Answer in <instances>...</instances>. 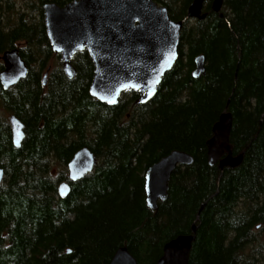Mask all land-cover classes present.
I'll return each instance as SVG.
<instances>
[{
	"label": "trees",
	"instance_id": "trees-1",
	"mask_svg": "<svg viewBox=\"0 0 264 264\" xmlns=\"http://www.w3.org/2000/svg\"><path fill=\"white\" fill-rule=\"evenodd\" d=\"M19 1L0 0V53L17 47L27 66L16 85H0V264H107L118 247L136 264H155L163 245L192 227L187 264H264V0H222L218 12L203 0L205 16L183 22L177 59L154 96L139 104L127 89L114 105L89 95L84 49L70 59L75 75H64L39 6ZM153 1L180 20L192 0ZM52 55L58 66L43 85ZM197 55L204 67L193 77ZM223 112L230 152L241 160L220 169L207 163L206 141ZM9 113L23 124L19 147ZM82 146L96 165L70 181L65 166ZM171 150L192 161L171 172L151 211L144 174Z\"/></svg>",
	"mask_w": 264,
	"mask_h": 264
},
{
	"label": "water",
	"instance_id": "water-1",
	"mask_svg": "<svg viewBox=\"0 0 264 264\" xmlns=\"http://www.w3.org/2000/svg\"><path fill=\"white\" fill-rule=\"evenodd\" d=\"M222 0H212L210 10L218 12ZM203 0H192L185 16L172 20L164 5L153 0H71L62 6L47 1L42 4V22L48 44L59 55L61 70L67 78L75 75L70 58L85 49L92 63L88 86L90 96L107 105H114L121 91H138L137 103L149 101L155 94L164 73L177 59L179 31L186 19H202ZM2 70L0 85L8 89L27 73V66L16 47L0 53ZM203 56L194 58L193 77L203 72ZM46 73L43 74V84ZM6 120L11 142L19 147L23 138V124L13 114ZM230 114L223 112L212 126V136L206 141V159L209 165L235 166L241 154L232 155L228 143ZM192 157L181 150H171L151 164L144 174L145 204L156 211L157 201L166 197L171 172L179 165H188ZM96 158L86 147L78 148L66 164L67 178L76 181L92 171ZM3 171L0 168V182ZM69 185L57 187L65 197ZM203 207V203L199 210ZM198 216V213H197ZM195 228H191L194 233ZM193 235H178L167 241L155 264H187ZM107 264H136L125 247H118Z\"/></svg>",
	"mask_w": 264,
	"mask_h": 264
},
{
	"label": "rangeland",
	"instance_id": "rangeland-1",
	"mask_svg": "<svg viewBox=\"0 0 264 264\" xmlns=\"http://www.w3.org/2000/svg\"><path fill=\"white\" fill-rule=\"evenodd\" d=\"M16 2V6H17V3H18V6L20 5V1L18 2V0H15ZM47 65H48V68L52 69L54 67H57L58 66V62H57V59L52 55L49 60H47ZM6 117V115H5ZM53 171H57V167H53ZM263 243V242H262ZM264 244V243H263ZM261 262V260L259 261ZM262 264V263H261Z\"/></svg>",
	"mask_w": 264,
	"mask_h": 264
},
{
	"label": "flooded vegetation",
	"instance_id": "flooded-vegetation-1",
	"mask_svg": "<svg viewBox=\"0 0 264 264\" xmlns=\"http://www.w3.org/2000/svg\"><path fill=\"white\" fill-rule=\"evenodd\" d=\"M33 1L36 2L37 6H39L38 9H37V13H39V14L41 13L42 14V4H43V2L41 0H30L28 5L30 6V4H32Z\"/></svg>",
	"mask_w": 264,
	"mask_h": 264
},
{
	"label": "bare ground",
	"instance_id": "bare-ground-1",
	"mask_svg": "<svg viewBox=\"0 0 264 264\" xmlns=\"http://www.w3.org/2000/svg\"><path fill=\"white\" fill-rule=\"evenodd\" d=\"M203 66H204V63H203ZM194 234V233H193ZM193 234H190V235H193Z\"/></svg>",
	"mask_w": 264,
	"mask_h": 264
}]
</instances>
